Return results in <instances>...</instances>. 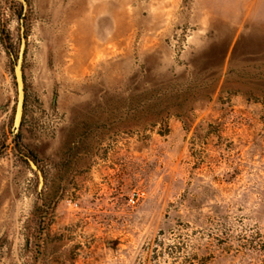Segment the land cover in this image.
I'll use <instances>...</instances> for the list:
<instances>
[{"label": "rangeland", "instance_id": "1", "mask_svg": "<svg viewBox=\"0 0 264 264\" xmlns=\"http://www.w3.org/2000/svg\"><path fill=\"white\" fill-rule=\"evenodd\" d=\"M26 2L0 0V264H264V0Z\"/></svg>", "mask_w": 264, "mask_h": 264}, {"label": "water", "instance_id": "2", "mask_svg": "<svg viewBox=\"0 0 264 264\" xmlns=\"http://www.w3.org/2000/svg\"><path fill=\"white\" fill-rule=\"evenodd\" d=\"M21 2L23 4V13H25L28 4L26 0H21ZM20 33H21L20 51L18 54L16 64L14 66V75L17 86V104H16L15 115L13 120V128H12L13 138H16L20 133L23 117H24V108H25V80H24V72H23V63H24L25 51L27 47V39L25 35V27L23 20L21 21ZM24 159L29 163L30 167L38 175V191L41 194L45 186L44 174L32 159L26 156H24Z\"/></svg>", "mask_w": 264, "mask_h": 264}, {"label": "built area", "instance_id": "3", "mask_svg": "<svg viewBox=\"0 0 264 264\" xmlns=\"http://www.w3.org/2000/svg\"><path fill=\"white\" fill-rule=\"evenodd\" d=\"M130 201H131V203H133V204H134V202H135L133 198H132Z\"/></svg>", "mask_w": 264, "mask_h": 264}]
</instances>
